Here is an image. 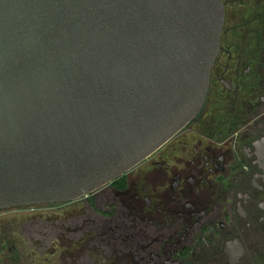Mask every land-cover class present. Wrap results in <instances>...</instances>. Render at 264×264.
Listing matches in <instances>:
<instances>
[{
	"label": "water",
	"instance_id": "water-1",
	"mask_svg": "<svg viewBox=\"0 0 264 264\" xmlns=\"http://www.w3.org/2000/svg\"><path fill=\"white\" fill-rule=\"evenodd\" d=\"M223 0H0V209L118 178L202 108Z\"/></svg>",
	"mask_w": 264,
	"mask_h": 264
},
{
	"label": "flooded vegetation",
	"instance_id": "flooded-vegetation-1",
	"mask_svg": "<svg viewBox=\"0 0 264 264\" xmlns=\"http://www.w3.org/2000/svg\"><path fill=\"white\" fill-rule=\"evenodd\" d=\"M200 111L65 202L0 209V264H264V0H223Z\"/></svg>",
	"mask_w": 264,
	"mask_h": 264
}]
</instances>
